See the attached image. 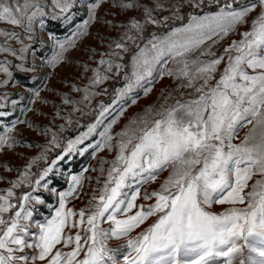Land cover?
Here are the masks:
<instances>
[{
    "label": "snow or ice",
    "instance_id": "snow-or-ice-1",
    "mask_svg": "<svg viewBox=\"0 0 264 264\" xmlns=\"http://www.w3.org/2000/svg\"><path fill=\"white\" fill-rule=\"evenodd\" d=\"M105 2L51 0L49 6L48 0H0V23L24 33L22 37L0 29L4 38L0 53L22 60L28 52L24 40L32 39L37 22L44 27L49 7L53 19L72 23L73 9L82 5L87 18L75 24L65 40L57 41L58 50L49 61L52 66L60 64L64 54L89 35ZM111 6L124 13L138 11L140 16L119 25L105 21L123 28L122 35L100 54L88 84L72 86L83 93L82 99L63 98L64 104L74 105L73 112L95 119L63 141L64 124L59 132L42 130L43 136L50 134L43 152L0 194V264H264V0H112ZM185 7L191 11L182 14ZM163 12L171 15L158 18ZM175 21L182 23L177 26ZM150 25L168 31L145 37ZM233 35L240 39L231 40L217 55V46ZM10 41L22 45L19 55ZM130 45L135 50L129 73L123 72L129 65L122 53H128ZM83 67L89 71L87 64ZM0 72L8 77L0 79V87L10 86L7 62H0ZM122 72L124 86L114 89L111 103L93 108L92 98L101 94L95 88ZM165 77L176 82L172 92L183 90L186 98L169 104L172 92L162 91L163 103L145 108L114 133L128 108ZM32 95L35 100L30 97L29 104L41 92ZM11 103L17 107L16 101ZM25 111L31 108L20 109L21 114ZM9 115L0 110V120ZM57 116L69 126L79 124V119L59 112ZM10 123L11 127L3 125L0 149L14 146L10 133L23 121ZM245 128L248 131L240 139ZM237 139L239 143L234 142ZM57 148L61 151L49 160L47 153ZM89 150L93 159L105 151L115 154L112 159L100 157L99 167L91 169L99 173L97 187L85 207L76 210L68 203L80 199L83 174L89 169L66 174L65 190H58L50 177L61 174L58 164L66 157L83 156ZM40 160L45 165L33 173V164ZM164 173L166 179L149 191L147 186ZM21 186L30 190L17 196L14 189ZM40 189L57 196V204L49 206V216L29 223L33 218L29 205L46 203L34 194ZM113 239L125 243L110 247Z\"/></svg>",
    "mask_w": 264,
    "mask_h": 264
},
{
    "label": "rangeland",
    "instance_id": "rangeland-1",
    "mask_svg": "<svg viewBox=\"0 0 264 264\" xmlns=\"http://www.w3.org/2000/svg\"><path fill=\"white\" fill-rule=\"evenodd\" d=\"M49 6L51 5V0H48ZM112 5V0H106L102 4L101 8L97 10V22L93 23L89 28V35L77 41L75 48H70L64 54V60L55 66L49 64V61L53 57L54 53L58 50L57 41L65 40L70 32L74 29L75 24L80 23L83 19L87 18L86 9L82 5H77L73 12L75 13L72 23H68L63 19H53L52 12L53 9L49 7V15L44 17V27L41 28L37 22L33 27L32 39L24 40V45L28 47V52L24 53V58L17 59L9 54L0 53V62H7L9 66V71L12 73V78L9 81L10 86L0 87V110L7 111L10 113L9 116L0 120V134L3 133V125L11 127L10 121L13 119H19L23 123H17L15 129L10 133L16 142L12 148L0 149V194L3 191L12 187L11 181H15L19 178L20 173L27 167L30 161L35 157L39 156L43 152L44 145L50 139L49 136H43L42 130L50 128L52 132H59V126L61 124L65 125L66 131L60 133L61 140L67 138H74L80 131L85 129L81 127L86 123L92 122L95 116L85 117L79 112H73L74 105L64 104L63 98L66 96L69 100L80 101L82 99V92L73 91L72 86L75 85L78 88H83L88 84L89 78L93 75L91 69L97 68V61L101 59L100 54L109 51V42L113 39H119L122 35L124 29L116 28L110 26L105 21L111 23V25H119L125 23L129 17H139L140 12L138 11H128L127 13L120 12ZM191 11L190 7H185L182 9V14ZM171 13L163 12L158 14V18L163 19L164 16H170ZM255 15V13L253 14ZM172 23V22H170ZM177 26L182 22L175 21ZM47 25L50 27H55V29H60L62 32L59 34L48 31ZM0 29L5 31H15L22 37L24 35L23 31L19 27H13L11 25L0 23ZM246 30L242 28L241 31ZM168 31L167 27L156 28L154 26H148L144 35L149 36L152 32L166 33ZM49 37H53L50 39ZM101 37H103V42H101ZM239 40V35H233L227 40L222 41L220 45L217 46V55L223 51L231 40ZM4 42V38L0 37V43ZM143 44V41H137ZM11 47L17 50L19 55V49L22 47L21 44L16 41L9 42ZM131 50L128 53H122L123 62H125L129 67H126L123 72L131 71V56L134 53L135 46L130 45ZM92 50H95V55H92ZM107 58V57H105ZM121 62V61H117ZM87 64L89 71H85L83 65ZM171 67V65H169ZM223 65L221 66L222 70ZM123 72L120 76L110 78L108 81L95 88V91L101 93L95 96L91 100V106L94 108L100 103L110 104L115 88H121L124 86ZM111 76V74H109ZM218 78V76H217ZM0 79H8L6 74L0 72ZM176 87V82L171 78L165 77L160 80L158 84L153 88L152 93L148 96L141 98L137 101L136 105L128 108L124 116L121 117L120 122L114 126L113 132H119L121 128L127 124L128 120L136 116L138 113H142L143 110L149 106H159L163 103V99L160 98V93L163 91L166 94L172 92V89ZM107 90L106 92L104 90ZM35 91H40L41 96L35 103L29 104V98L35 100L32 95ZM181 93L172 92V99L168 101L169 104L175 103L176 99L186 98ZM11 101L17 102V107H13ZM75 107H83V105L76 104ZM21 108H31V111H25L21 114ZM88 109H85L87 111ZM59 112L60 116L68 117L73 121L79 119V124H72L71 126L65 123V120L60 119L57 116ZM31 125V127H29ZM248 129H242L240 131V139L243 138ZM97 137H93L95 140ZM239 143L240 140L234 141ZM87 143V142H86ZM61 150L59 148L47 153L48 159H55L56 155ZM114 152L109 154L107 151L101 152L97 155L95 159L91 156V150L85 153L83 156L79 154L71 155L66 157L65 161H61L58 164L60 169V175L50 177L52 179L53 185L58 190H65L67 188V180L65 179L66 174H79L82 168L87 167L88 172L83 175L85 177L84 187L81 193L80 199H70L68 207L74 208L76 210L84 208L88 199L91 197L92 189L97 187L96 179L99 176L98 172H94L91 169L99 167L100 157H107L112 159L114 157ZM45 165L44 160L38 161L32 166V172L36 173L40 167ZM105 168L108 165H104ZM91 177V181L87 179ZM167 173L161 175L158 181L154 184L148 185V190L152 191L159 187V184L166 179ZM35 177H33L34 179ZM102 180V178H101ZM26 186H21L14 189L17 196L22 193L28 192ZM143 191V190H142ZM87 193V195H84ZM42 199L46 201L44 205L36 204L34 201L29 205L33 209L32 221H41L43 217L49 216V206L56 205L58 197L52 195L43 189H40L38 193ZM16 202V201H13ZM137 203H143V201L138 200ZM148 203H151L149 201ZM218 209L220 206H216ZM15 211V210H13ZM8 214H5L7 218ZM152 219H155L154 217ZM151 223V220L142 225L141 228L137 229L133 235L139 233L143 228L147 227V224ZM103 227L107 228L108 224H103ZM32 232H36L37 229L32 227L30 229ZM124 240H110L109 246L113 248L119 247L124 244ZM59 247V246H58ZM67 251V249H65ZM32 249H25L26 253L31 254ZM42 264V262H38Z\"/></svg>",
    "mask_w": 264,
    "mask_h": 264
},
{
    "label": "trees",
    "instance_id": "trees-1",
    "mask_svg": "<svg viewBox=\"0 0 264 264\" xmlns=\"http://www.w3.org/2000/svg\"><path fill=\"white\" fill-rule=\"evenodd\" d=\"M47 29L48 31L56 33V34H59L62 32L60 29H55V27H50V25H47Z\"/></svg>",
    "mask_w": 264,
    "mask_h": 264
}]
</instances>
